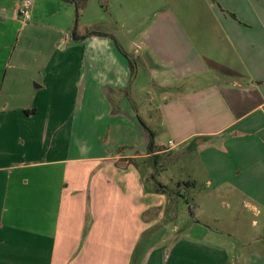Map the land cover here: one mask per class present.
I'll return each mask as SVG.
<instances>
[{
  "label": "crops",
  "instance_id": "0c3cea01",
  "mask_svg": "<svg viewBox=\"0 0 264 264\" xmlns=\"http://www.w3.org/2000/svg\"><path fill=\"white\" fill-rule=\"evenodd\" d=\"M23 1L0 0V264H264L224 231L264 234V0H88L77 37L73 4Z\"/></svg>",
  "mask_w": 264,
  "mask_h": 264
},
{
  "label": "rangeland",
  "instance_id": "374dc122",
  "mask_svg": "<svg viewBox=\"0 0 264 264\" xmlns=\"http://www.w3.org/2000/svg\"><path fill=\"white\" fill-rule=\"evenodd\" d=\"M16 30L11 29V26H8V38H7V43L8 45H12V43H15V37H16ZM187 154L181 156L176 165H171V167L173 168L172 170L178 172L179 177H181L180 179H185L186 181H190V178H188V176L191 174H189L188 176H185L188 171L186 170L187 167L191 164L192 162V158L190 156H186ZM146 164H149L150 167L152 169H154V172L157 169H160L159 166H156V161L153 159V157L150 159L149 163H147L145 161ZM144 169V168H143ZM186 177V178H184ZM191 184L190 182L187 184H183V183H178V184H174L172 183L170 186V189L172 191H175L178 187H182V189H184V191L182 192V197H180L179 199V204L176 205L175 208L180 209L181 215L188 216V219H191L192 214L190 213L191 208L189 210V204H191L189 201H191V199L193 198L194 195H198L200 194L201 191H203V184L200 183L198 184L196 187L189 185ZM184 185V186H183ZM230 212H226L225 213V217L227 218L226 223H228L229 225H232V228H224L226 232H228L231 236L232 239H234L236 242L238 243H246V242H250L252 240H255L259 237H264V234H259L258 231L256 232V228H255V224H254V219L253 218H245L244 217V213L241 212H236V214L234 216L233 221H231L230 218ZM182 220V230L183 228H185L187 226L188 222L186 220L185 217L181 218ZM228 224H224V227L227 226ZM185 231V230H184ZM264 233V229L263 232ZM260 235V236H259ZM257 242V241H256ZM254 244L255 241L253 242ZM258 243V242H257Z\"/></svg>",
  "mask_w": 264,
  "mask_h": 264
},
{
  "label": "trees",
  "instance_id": "16d2710c",
  "mask_svg": "<svg viewBox=\"0 0 264 264\" xmlns=\"http://www.w3.org/2000/svg\"><path fill=\"white\" fill-rule=\"evenodd\" d=\"M63 1L73 4L76 8V19H75V26H74V33L76 36V30H77L78 22L80 19V15H81L82 10L86 7L88 0H63ZM89 35H101V33L90 32ZM130 67L132 69V72H135L136 65H135V62L131 58H130ZM149 131H150V135H151L150 151L153 152L155 134L151 130H149Z\"/></svg>",
  "mask_w": 264,
  "mask_h": 264
},
{
  "label": "built area",
  "instance_id": "2783aa9c",
  "mask_svg": "<svg viewBox=\"0 0 264 264\" xmlns=\"http://www.w3.org/2000/svg\"><path fill=\"white\" fill-rule=\"evenodd\" d=\"M34 7V0H24L18 9V14L23 22H29L32 19V10ZM173 145V142H170Z\"/></svg>",
  "mask_w": 264,
  "mask_h": 264
}]
</instances>
